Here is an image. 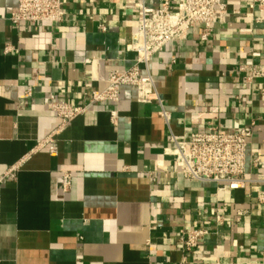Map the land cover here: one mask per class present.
<instances>
[{
  "label": "crops",
  "instance_id": "obj_1",
  "mask_svg": "<svg viewBox=\"0 0 264 264\" xmlns=\"http://www.w3.org/2000/svg\"><path fill=\"white\" fill-rule=\"evenodd\" d=\"M249 1L225 0L207 41L195 25L152 57L167 117L158 102H138L136 88L123 87L118 102L95 103L57 133L49 95L82 104L110 71L132 67L137 11L121 1L62 0V22L15 25L18 0H0V175L22 161L1 191L0 264L260 261L264 204L254 180L264 170V76L248 77L264 66V23ZM252 121L244 187L188 180L165 156L173 137L235 132ZM55 132V142L37 148ZM64 171L72 173L66 192ZM196 227L210 233L186 254L182 231Z\"/></svg>",
  "mask_w": 264,
  "mask_h": 264
},
{
  "label": "built area",
  "instance_id": "obj_2",
  "mask_svg": "<svg viewBox=\"0 0 264 264\" xmlns=\"http://www.w3.org/2000/svg\"><path fill=\"white\" fill-rule=\"evenodd\" d=\"M132 6L137 11V32L127 46L129 51L136 53L135 63L128 69L112 70L107 77V85L103 89L87 93V99L82 104H72L64 99H58L54 93L48 97L47 106L61 119V127L66 126L79 115L86 113L95 103L118 102L123 87H135L137 101L141 103L158 102L161 114L168 113L164 109L156 80L151 74L149 63L153 56L165 50L172 41H185L195 25L201 27L199 39L207 41L213 34L215 25L221 23L226 15L225 0H159L158 7L149 5L150 0H113ZM249 7H256L261 12L258 22L264 23V0H250ZM10 20L13 24L28 22L60 23L64 20L62 0H18L17 10ZM105 29V26H102ZM9 47L7 48V50ZM246 71L245 68H242ZM264 76V66L260 69H250L249 79ZM30 95V91H28ZM118 113L111 111L112 120ZM256 121L242 127L238 131H223L212 127L210 131L191 132L181 138L173 137L172 145L165 150V156L173 162L178 176L196 182H214L230 189L244 187L247 180L243 177L246 169V153L253 137ZM53 133L39 140L37 148L51 145ZM57 147L50 146V153L56 154ZM22 161L12 165L0 175V201L3 185L16 178ZM255 182L262 188L257 192L256 199L264 204V170L258 173ZM72 184V173H62V186L66 192ZM217 221H222L217 216ZM210 233L206 227H196L183 230L180 245L186 254H191L198 248L201 240ZM247 264H251L248 262ZM257 264H264V249Z\"/></svg>",
  "mask_w": 264,
  "mask_h": 264
}]
</instances>
